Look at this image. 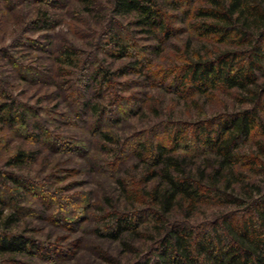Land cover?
I'll return each instance as SVG.
<instances>
[{
	"label": "trees",
	"instance_id": "obj_1",
	"mask_svg": "<svg viewBox=\"0 0 264 264\" xmlns=\"http://www.w3.org/2000/svg\"><path fill=\"white\" fill-rule=\"evenodd\" d=\"M81 1L91 11L93 0ZM180 10L188 34L179 47L178 87L198 94L231 92L239 108L208 118L197 113L189 132L182 119L169 116V132L150 142L113 137L115 163L130 152L141 163V186L132 175L113 178L118 192L104 197L105 221L95 235L119 247L118 254L104 257L107 264H264V178L258 177H264V0H111L108 13L129 16L128 22L158 41L150 51L159 54ZM29 22L49 27L53 16L40 9ZM111 29L105 36L114 54H126L128 42ZM77 51L64 44L62 63L75 64ZM139 63L136 58L131 66ZM99 73L102 80L109 78L107 71ZM77 107V118L91 113L95 124L106 114V120L112 118L110 106L84 94ZM25 117L14 100L0 102V126L21 124ZM36 126L37 132L24 127V137L34 143L41 138ZM34 151L20 145L9 152L6 165L22 168L35 158ZM0 177V264H40L64 254L26 233L25 226L17 229L25 208L22 188L29 193L34 183L1 168ZM64 197L59 196L66 206L74 201ZM83 202L88 206L86 197ZM7 205L10 211L4 213Z\"/></svg>",
	"mask_w": 264,
	"mask_h": 264
},
{
	"label": "rangeland",
	"instance_id": "obj_2",
	"mask_svg": "<svg viewBox=\"0 0 264 264\" xmlns=\"http://www.w3.org/2000/svg\"><path fill=\"white\" fill-rule=\"evenodd\" d=\"M110 4L93 0L88 11L81 0H0V102L14 100L26 113L21 124L0 126V168L26 176L35 185L29 193L22 188L25 208L17 229L25 226L26 233L64 249V254L40 264H107L106 255L118 254L116 242L98 237L95 228L105 221L104 197L118 192L113 178L132 175L134 184L141 186V163L134 152L124 153L115 163L113 137L150 142L169 132V116L182 119L189 132L197 113L208 118L239 108L231 92L198 94L178 87L183 73L179 47L188 34L181 10L173 33L161 42L162 51L154 54L150 45L158 41L128 22L129 16L108 13ZM40 9L53 16L49 27L29 22ZM112 26L130 46L121 56L114 54L105 36ZM67 43L78 50L75 64L61 61V47ZM136 58L140 67L134 68ZM99 71H107L109 78L102 80ZM260 81L264 84V76ZM82 94L110 106L112 118L106 120V114L98 124L91 113L77 118ZM34 124L41 134L38 143L24 137V127L37 132ZM20 145L36 150L35 158L22 168L7 166V155ZM59 196L74 201L66 206ZM8 211L7 205L4 213Z\"/></svg>",
	"mask_w": 264,
	"mask_h": 264
}]
</instances>
